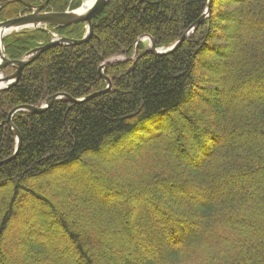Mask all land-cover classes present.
Segmentation results:
<instances>
[{
	"label": "trees",
	"instance_id": "16d2710c",
	"mask_svg": "<svg viewBox=\"0 0 264 264\" xmlns=\"http://www.w3.org/2000/svg\"><path fill=\"white\" fill-rule=\"evenodd\" d=\"M45 1L0 0V21ZM207 4L112 0L89 41L45 50L0 90L2 162L16 148L14 107L102 91L99 66L126 58L106 66L107 93L15 115L22 145L0 166V264H264V0H213L175 52L141 42L134 59L138 37L167 48ZM51 30L85 34L83 23ZM47 41L25 28L4 46L19 61Z\"/></svg>",
	"mask_w": 264,
	"mask_h": 264
},
{
	"label": "water",
	"instance_id": "95a60500",
	"mask_svg": "<svg viewBox=\"0 0 264 264\" xmlns=\"http://www.w3.org/2000/svg\"><path fill=\"white\" fill-rule=\"evenodd\" d=\"M6 1V0H5ZM112 0H95L94 4L86 11L79 12L78 9L66 10L64 12H54V11H44L50 0H46L45 3L33 6L28 4V7L32 10L30 13L20 15L15 18L0 21V36L3 50L0 52V90H7L16 85L22 78L23 71L26 66L35 61L42 52L45 50L57 46V45H78L89 41L93 34V19L98 16ZM213 0H208V4L201 15V17L183 34V36L170 45L167 48L156 47L154 38L149 34H144L140 36L135 42V50L139 49V44L145 39H150V45L145 49L144 53L156 54V55H166L175 52L183 43V41L188 38L196 28L201 25L208 17L211 15ZM4 4V2H3ZM2 4V5H3ZM2 5L0 10L2 9ZM82 8V7H81ZM77 23H83L85 26V34L82 38H70L67 36H61L52 32L51 27H66L74 25ZM25 28H34L38 30H43L48 35V41L42 43L28 53H26L23 58L19 61H13L8 58L4 46V38L11 34L13 31H19ZM135 51V52H136ZM137 59V56L134 58ZM125 59L112 58L103 62L99 66V73L102 79L107 84V87L102 90L95 92L84 98H75L67 93L60 92L46 98L40 107L33 106L29 104H22L14 107L8 114L7 124L10 131L16 139V148L13 155L0 162V166L4 165L11 160H13L19 153L22 145V134L14 123V117L17 113L26 112H42L49 108L53 102L56 100L69 101L73 104L85 102L93 97L99 96L101 94L107 93L112 88V79L105 74V68L109 63L124 61ZM11 66L14 68V72L11 74H6V68Z\"/></svg>",
	"mask_w": 264,
	"mask_h": 264
},
{
	"label": "rangeland",
	"instance_id": "374dc122",
	"mask_svg": "<svg viewBox=\"0 0 264 264\" xmlns=\"http://www.w3.org/2000/svg\"><path fill=\"white\" fill-rule=\"evenodd\" d=\"M87 0H83V2H82V4H81V6H79V8H81L82 7V5L83 4H85V2H86ZM76 9H78V8H76ZM69 10V9H68ZM229 32H232L233 31V29L232 28H230L229 30H228ZM144 35V34H143ZM142 36V35H141ZM139 38V37H138ZM137 38V39H138ZM227 42H230V40L229 41H227ZM142 43L144 44V47H145V49L150 45V39L149 38H145L143 41H142ZM172 45V44H171ZM160 48H164V47H160ZM136 50H135V48H134V56L136 57V55L138 54V52H139V49L135 52ZM145 51V50H144ZM114 58H116V59H125V57H123V56H117V57H114ZM106 87H107V84H106ZM108 155L109 154H111V152L109 153H107ZM80 172H81V170H80ZM110 198V197H109ZM108 199V198H107ZM108 200H110V199H108ZM135 202V201H134ZM135 204V203H134ZM134 206V205H133Z\"/></svg>",
	"mask_w": 264,
	"mask_h": 264
},
{
	"label": "bare ground",
	"instance_id": "6f19581e",
	"mask_svg": "<svg viewBox=\"0 0 264 264\" xmlns=\"http://www.w3.org/2000/svg\"><path fill=\"white\" fill-rule=\"evenodd\" d=\"M94 1L95 0H87L85 2V4L82 5V8H79L78 11L79 12H83V11H86L88 10L93 4H94ZM3 50L2 48V43H1V36H0V52Z\"/></svg>",
	"mask_w": 264,
	"mask_h": 264
},
{
	"label": "flooded vegetation",
	"instance_id": "af4514ba",
	"mask_svg": "<svg viewBox=\"0 0 264 264\" xmlns=\"http://www.w3.org/2000/svg\"><path fill=\"white\" fill-rule=\"evenodd\" d=\"M53 32V31H52ZM53 33H55V32H53ZM56 34V33H55ZM42 44V43H41ZM41 46V45H40Z\"/></svg>",
	"mask_w": 264,
	"mask_h": 264
}]
</instances>
